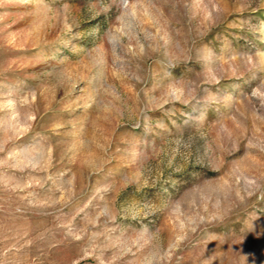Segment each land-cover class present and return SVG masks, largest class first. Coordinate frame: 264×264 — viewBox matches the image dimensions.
I'll return each mask as SVG.
<instances>
[{"label": "rangeland", "instance_id": "obj_1", "mask_svg": "<svg viewBox=\"0 0 264 264\" xmlns=\"http://www.w3.org/2000/svg\"><path fill=\"white\" fill-rule=\"evenodd\" d=\"M0 264H264V0H0Z\"/></svg>", "mask_w": 264, "mask_h": 264}]
</instances>
